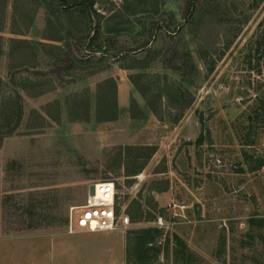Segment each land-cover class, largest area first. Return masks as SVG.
<instances>
[{"label": "rangeland", "instance_id": "1", "mask_svg": "<svg viewBox=\"0 0 264 264\" xmlns=\"http://www.w3.org/2000/svg\"><path fill=\"white\" fill-rule=\"evenodd\" d=\"M38 1L54 56L12 72L0 50L1 224L22 240L23 264H264V0ZM151 59V117L27 129L32 83ZM105 180L131 225L70 234L89 186Z\"/></svg>", "mask_w": 264, "mask_h": 264}, {"label": "crops", "instance_id": "2", "mask_svg": "<svg viewBox=\"0 0 264 264\" xmlns=\"http://www.w3.org/2000/svg\"><path fill=\"white\" fill-rule=\"evenodd\" d=\"M34 1H37V7L30 8L31 11L20 8L22 2ZM42 8L38 0H0V50L2 57L9 58L7 71L9 68L12 72L34 71L40 58L54 56L52 51L59 38L55 24L40 18ZM137 61L117 67L116 73L104 69L79 80L64 82L62 86L50 84L43 93L32 96L25 93L28 97L24 94V99L32 105L29 111L32 123L27 129H43L49 123L66 119L114 127L122 120L138 122L142 115L151 117L153 113L143 87L148 68H142ZM3 161V150L0 149V181ZM23 247L22 240L3 233L0 192V264H23Z\"/></svg>", "mask_w": 264, "mask_h": 264}, {"label": "built area", "instance_id": "3", "mask_svg": "<svg viewBox=\"0 0 264 264\" xmlns=\"http://www.w3.org/2000/svg\"><path fill=\"white\" fill-rule=\"evenodd\" d=\"M92 185L93 195L88 192L84 204L77 207L76 215L70 220L68 232L70 234L77 230L90 233L111 232L128 228L131 221L118 206L115 183L105 180ZM185 208L184 205L168 204L166 209L183 212ZM157 223L162 224V219L159 218Z\"/></svg>", "mask_w": 264, "mask_h": 264}, {"label": "trees", "instance_id": "4", "mask_svg": "<svg viewBox=\"0 0 264 264\" xmlns=\"http://www.w3.org/2000/svg\"><path fill=\"white\" fill-rule=\"evenodd\" d=\"M76 5H79V2L77 3L76 2V4H67V2H65L64 0H60V6L62 7V8H64V9H67V8H73V7H75ZM138 63H140V65H141V67L142 68H148V66H149V64L152 62V59L151 60H147L146 62L144 61V62H139V61H137ZM39 86L38 85H31L29 88H27L26 89V93L28 94V95H30V96H32V94H38V93H43L44 91H46V90H40V91H36V89L38 88ZM140 208V206L136 209V211H135V215H133V216H131V218H132V221L133 222H140L142 219H143V213H141V212H138L139 209ZM128 213L129 214H131L130 213V211H128ZM150 216V215H149ZM151 217V216H150Z\"/></svg>", "mask_w": 264, "mask_h": 264}, {"label": "water", "instance_id": "5", "mask_svg": "<svg viewBox=\"0 0 264 264\" xmlns=\"http://www.w3.org/2000/svg\"><path fill=\"white\" fill-rule=\"evenodd\" d=\"M88 192H89L90 195H93V192H94V186L93 185L89 186Z\"/></svg>", "mask_w": 264, "mask_h": 264}, {"label": "bare ground", "instance_id": "6", "mask_svg": "<svg viewBox=\"0 0 264 264\" xmlns=\"http://www.w3.org/2000/svg\"><path fill=\"white\" fill-rule=\"evenodd\" d=\"M75 209H77V208H75Z\"/></svg>", "mask_w": 264, "mask_h": 264}]
</instances>
